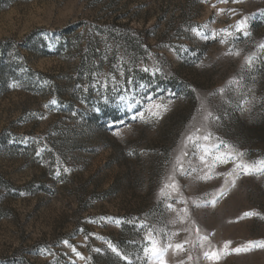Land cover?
<instances>
[{
	"label": "rangeland",
	"instance_id": "1",
	"mask_svg": "<svg viewBox=\"0 0 264 264\" xmlns=\"http://www.w3.org/2000/svg\"><path fill=\"white\" fill-rule=\"evenodd\" d=\"M213 4L237 14L217 15ZM262 10L264 0H0V264H149L141 258L150 227L179 231L174 242L196 239L181 231L188 223H169L176 212L166 204L184 205L158 198L162 178L206 111L218 117L207 124L214 137L249 160L264 157ZM242 16L250 36L228 44L191 31L207 25L211 37ZM229 48L240 55H226ZM254 53L253 66H243ZM233 78L239 83L228 86ZM113 88L168 111L132 120L147 103L122 109ZM176 179L185 198L211 199L231 177ZM188 210L213 245L231 241L219 264H264V248L230 251L264 240V176L240 175L215 206ZM250 211L259 215H243ZM186 247L192 264H209ZM166 259L177 262L171 251Z\"/></svg>",
	"mask_w": 264,
	"mask_h": 264
},
{
	"label": "snow or ice",
	"instance_id": "2",
	"mask_svg": "<svg viewBox=\"0 0 264 264\" xmlns=\"http://www.w3.org/2000/svg\"><path fill=\"white\" fill-rule=\"evenodd\" d=\"M216 2L227 4L229 0H216ZM231 2L237 3L239 0H231ZM212 7L216 8V4H213ZM216 12L217 15L225 12L233 16L237 14V10L234 8H216ZM262 14H264V10H262ZM249 19L250 17L248 16H242L240 19L236 20L233 25L222 28L219 31H212L211 37L207 32L202 30L207 28V25L193 27L191 31L204 40L209 38L216 39L222 36L223 38L220 39V43L228 44L229 39L235 38L238 33L245 37L250 36L248 30ZM256 47L260 50V54L264 55V43H260ZM225 54L239 56L240 51H233L229 48V51ZM258 58L259 57L255 53L245 56L243 66L251 68ZM143 71L148 72L149 69L144 68ZM152 71L153 73L159 72L160 68H154ZM120 74L123 76V71H121ZM111 79L116 81V77H112ZM97 83H100L99 80ZM107 83L108 81L105 80V82L101 84V87H107ZM116 83L119 82L116 81ZM127 83L133 84L134 78L129 76L127 78ZM233 83L238 84L239 81L233 78L227 82L228 86H231ZM140 87L144 88L146 85L141 84ZM113 91L116 92L122 109L127 108L129 111H133L136 106L142 104V102L147 103V106L143 110L133 111L131 116L132 120L140 119L141 121L149 122L153 119H159L164 112L168 111L167 104L155 103L154 98L141 96L140 99H136L138 93L134 92L131 97H129L128 95L119 94L116 88H113ZM217 91L223 94L225 88L222 87ZM161 100H163V97H161ZM245 102L246 101H242V103ZM51 103L55 104L56 101L52 100ZM45 107H47V105H45ZM215 119H218V117L213 116L211 111H206L203 116L202 125L200 127H194L184 135L181 141L179 154L176 155L172 162V170L168 175L162 178L161 188L158 193L159 199L166 201L175 200L176 204L184 205L183 208H176L171 202L166 204L167 209L176 212V218L169 221V223L173 225L177 223H188L189 227L183 228L181 231L187 232L189 236L195 233L196 239L193 240L186 237L180 242H174V238L180 234L179 231L168 233L164 229L150 227L144 237L145 246L143 247V257L141 258L146 259L149 264H153V262H155V264H168L166 256L170 251L177 257L176 264H192L194 258L189 253L188 247H186L188 245H191L193 249L200 250V255L196 257L197 261L202 259L208 261L209 264H219L222 257L228 254L231 241L225 242L223 248L213 245L210 240L211 234L202 232L196 224V221L191 218L188 210L189 206L192 205L197 208L206 207L209 204L215 206L216 201L226 194V188L235 186L236 178L240 175L264 176V157L249 160L246 158L247 152L245 150H240L236 146L221 140L219 137H214V135L207 130V124ZM118 123L123 125L124 121L121 120L118 121ZM114 135L119 136L121 133L117 131ZM37 155H39V152ZM229 164H231V168L227 172L217 171L220 166ZM64 171L67 172L69 169L65 168ZM213 173H215V175H213ZM177 175L190 177L194 182L204 183L224 177H231V179H225L224 184L221 185L214 196H211V199L206 198L211 195L207 192L202 193L201 196L196 198L191 196L185 198L184 193L181 191V185L176 179ZM243 215L255 216L259 214L250 211L245 212ZM140 227L148 226L142 224ZM164 237H167V240H165ZM85 239H87V237H85ZM63 243L67 245L68 241L65 240ZM108 247L118 256H121V253L114 245L109 243ZM254 248H264V240L247 241L239 247L230 249V251L240 253L251 251ZM72 250L78 257L80 256V253L76 252L74 247ZM97 251L99 250L97 249ZM121 258L125 260L128 259L127 256H122Z\"/></svg>",
	"mask_w": 264,
	"mask_h": 264
}]
</instances>
